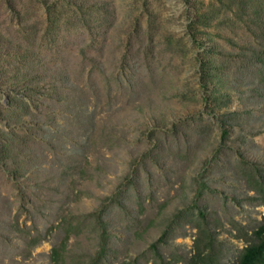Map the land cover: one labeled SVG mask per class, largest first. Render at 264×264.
Instances as JSON below:
<instances>
[{
	"label": "rangeland",
	"instance_id": "1",
	"mask_svg": "<svg viewBox=\"0 0 264 264\" xmlns=\"http://www.w3.org/2000/svg\"><path fill=\"white\" fill-rule=\"evenodd\" d=\"M247 162L264 0H0V264H184L195 201L232 264L264 218Z\"/></svg>",
	"mask_w": 264,
	"mask_h": 264
},
{
	"label": "trees",
	"instance_id": "2",
	"mask_svg": "<svg viewBox=\"0 0 264 264\" xmlns=\"http://www.w3.org/2000/svg\"><path fill=\"white\" fill-rule=\"evenodd\" d=\"M244 168V176L249 188L264 203V166L247 162ZM205 187V183L200 185V191L196 195L197 199L201 198L200 192ZM179 212L187 220H190L195 228L192 253L184 264H221L219 260L220 249L218 248L220 242L211 231L207 213L197 207L196 201L191 207L181 209ZM244 235L247 244L240 250L232 264H264V218L256 224L250 234L245 233ZM164 237L162 235L158 242L162 241ZM158 242L152 244V249L156 252ZM60 254L58 247L51 249L50 257L53 264H57L61 260ZM95 263L96 261H93L91 264ZM151 264H168V261L159 257V259H154Z\"/></svg>",
	"mask_w": 264,
	"mask_h": 264
}]
</instances>
